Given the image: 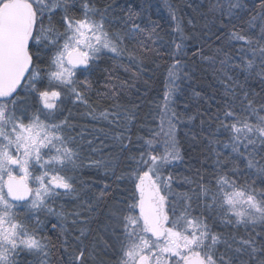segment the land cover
<instances>
[{"label":"snow or ice","instance_id":"6c2138e0","mask_svg":"<svg viewBox=\"0 0 264 264\" xmlns=\"http://www.w3.org/2000/svg\"><path fill=\"white\" fill-rule=\"evenodd\" d=\"M168 10L180 42L170 54L161 130L138 137L142 143L137 144L129 134L136 114L118 99L126 82L113 83L108 71L106 91L98 95L109 96L113 104L97 113L89 98L90 75L105 54L121 66L126 58L143 72L146 54L154 51L147 41L157 35L155 25L138 23L130 3L117 15L112 3L99 7L98 0H0V264H51L56 249L65 253V264H104L96 244L86 241L88 225L111 186L82 196L90 186L74 173L85 166L79 142L85 138L81 132L78 141L67 131L75 127L69 119L58 118L65 100L119 129L111 138L128 153L119 175L113 161L87 157V167H103L115 181L130 185L107 207L105 230L116 243L105 241L103 251L114 249V264H264V98L245 87L253 77L264 84V0L254 6L249 31L233 23L249 12L246 0L210 5L220 15L221 29L232 25L224 35L228 46L239 42L240 47L232 55L223 47L211 57L195 53L212 63L220 57L228 99L202 114L207 118L201 119L202 130L205 123L215 124L206 137L204 162L212 161L211 179L197 169L184 178L195 187L181 194L173 189L176 178L169 169L184 161L178 133L185 121L171 105L191 75L182 59L187 37L177 10L171 5ZM86 143L91 152L100 151L93 140ZM240 163L262 187L256 180L240 183L245 176ZM70 202L78 203L66 207ZM46 233H54L55 240Z\"/></svg>","mask_w":264,"mask_h":264},{"label":"trees","instance_id":"16d2710c","mask_svg":"<svg viewBox=\"0 0 264 264\" xmlns=\"http://www.w3.org/2000/svg\"><path fill=\"white\" fill-rule=\"evenodd\" d=\"M108 3H112L113 7L117 8V15H124V12L120 11V7H123L126 11L130 3L133 11L139 14L138 23H141L142 26L152 27L155 25L156 27L157 35L153 36L152 40L147 41L154 51L146 54L143 72H138L135 66L129 65L126 58L122 61L123 66H121V62L113 60L111 54H105L98 61L95 70L90 75L94 87L89 93V98L97 113L104 108L111 107L113 104V100L109 96L98 95V93L106 91L104 84L108 71L112 73L113 83L126 82L118 99L119 103L136 114V119L130 125L131 132L129 134L137 144L142 143V140H138V137L148 138L154 131L161 130L167 69L172 63L170 54L174 49V42H180L175 31L176 22L169 15L168 5L177 10V16L180 18L184 35L187 37L184 41V53L186 55H183L182 59L187 64L185 70L190 73L191 79L181 83V92L174 97V103L171 105L177 112L183 114L185 121L179 126L178 133L184 152V161L177 163L169 171L176 178L173 185L176 193H185L195 185L185 183L184 178L192 177L197 169L201 171L206 179H211L212 161L209 159L206 163L204 162L208 155L206 137L210 130H214L215 124L205 123L202 130L201 119H207L202 114L205 113V110L215 112L219 103L224 99H228L224 96L225 83L227 82H221L223 76L218 71L220 57H217L216 62L212 63L201 59V56L195 55V53L199 52L205 57H211L215 55L217 48L223 47L225 52L232 55L235 53V49L240 47V43L233 42L231 47L228 46L224 35L231 29L232 25H229L228 29L220 28L221 18L219 13L210 10V5L216 3V0H98L99 7H103ZM246 3L249 12L242 14L243 18L233 23L237 28L249 31L247 21L250 15H254L255 11L259 10L257 7L253 11L254 6L259 4V0H246ZM253 31L258 34L259 30L257 28ZM217 37L221 38L217 39ZM126 67L129 69L128 71H125ZM80 78L83 79V77ZM240 80L243 81L244 77L240 76ZM245 87L248 91L258 94L256 96L258 100L264 98V84L261 83L259 78L253 77L247 80ZM194 93L200 95L196 96ZM63 108L64 111L57 114L58 118L64 119L67 117L70 124L75 126L68 129V133L76 136L79 141V134L83 132L85 138L84 141H79L83 147L85 166L77 169L74 173L79 181H83L90 186L85 193H82V196L98 195L101 190H104L105 184L111 186L109 196L105 201L99 202L94 218L88 225L91 233L86 243L96 244L97 252L104 264H114L116 258L114 249L108 250L107 254L103 251L105 241L111 244L116 243L110 230H105L107 207L122 198L124 189L130 188V185L115 181L111 171L103 167H87V157L113 161L116 175H119L126 170L128 153L121 151L120 145L111 138L112 133L119 131V129L110 126L106 121L93 120L91 115H88V109L84 105L73 104L69 100H65ZM190 115L194 116L195 119L188 122L187 117ZM164 128L166 130V123ZM100 129H103L104 132L101 133ZM193 134H196L195 140L192 138ZM87 140H93V146L100 148V151L91 152L90 146L86 143ZM240 168L245 172V176L239 177L240 183H244L245 179L248 183L256 180V187H262L259 180L248 173L243 163H240ZM64 202V200L58 201V203ZM75 203L78 202L66 203L65 206L71 208ZM52 222L54 223L55 220L53 219ZM217 224V230L223 228L218 220ZM48 227H50V224ZM223 230L225 232L229 231L227 228ZM257 231H259V228H257ZM46 234L52 236L55 240L54 233ZM240 234H244L243 228L240 229ZM65 260L66 255L62 249L54 250L50 256L51 264H65Z\"/></svg>","mask_w":264,"mask_h":264},{"label":"rangeland","instance_id":"374dc122","mask_svg":"<svg viewBox=\"0 0 264 264\" xmlns=\"http://www.w3.org/2000/svg\"><path fill=\"white\" fill-rule=\"evenodd\" d=\"M173 189H174V187H173ZM174 191H175V189H174ZM176 192V191H175Z\"/></svg>","mask_w":264,"mask_h":264}]
</instances>
